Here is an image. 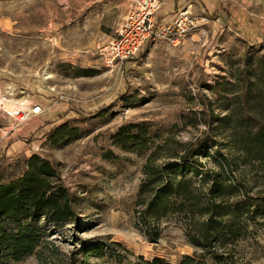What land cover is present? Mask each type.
Here are the masks:
<instances>
[{
  "label": "rangeland",
  "instance_id": "1",
  "mask_svg": "<svg viewBox=\"0 0 264 264\" xmlns=\"http://www.w3.org/2000/svg\"><path fill=\"white\" fill-rule=\"evenodd\" d=\"M131 4L0 0V173L8 183L26 173L33 155L52 161L76 197L78 214L62 229L39 222L46 242L9 264H185L196 253V264H222L212 250L203 253L188 243L183 218L142 220L139 194L156 150V165H163L202 149L195 158L204 171L217 169L215 151L236 154L225 135L217 136L219 119L228 114L217 93L225 94L220 85L232 84L228 103L245 100L254 77L240 84L239 72L264 56V0H181L160 22L161 6V24L184 11L207 23L181 45L152 42L112 71L100 49L116 35ZM60 97L65 99L58 103ZM35 105L47 110L38 125L32 123L37 117L20 123L17 109ZM64 124L75 135L55 143L52 129ZM126 133L143 136V142L124 145ZM212 141L218 143L214 150ZM240 171L236 176L246 181L245 195L261 205L260 214L241 240L218 254L224 264H264V172Z\"/></svg>",
  "mask_w": 264,
  "mask_h": 264
},
{
  "label": "trees",
  "instance_id": "2",
  "mask_svg": "<svg viewBox=\"0 0 264 264\" xmlns=\"http://www.w3.org/2000/svg\"><path fill=\"white\" fill-rule=\"evenodd\" d=\"M239 74L240 84L246 76L254 77L246 86L245 100L237 97L228 103L229 88H236L232 84L220 85L225 94L217 93L218 100L224 103L220 108L228 112L219 119L217 136L225 135L236 154L215 151L212 160L217 169L204 171L195 158L202 154V149L163 165H156L160 159L156 150L145 165L139 194L142 220L159 224L172 216L183 218L188 243L203 253L212 250L211 256L222 264L225 258L218 252L245 236L261 208L245 195L246 181L238 179L236 174L246 167L264 172V56L254 65L248 61L246 69ZM229 104L234 110L229 109ZM52 132L56 134L55 143L75 135L67 124ZM121 140L129 146L142 143L143 136L126 133ZM217 144L212 141L213 150ZM42 220L55 229L76 223V197L65 187L52 161L33 155L23 176L5 183L0 173V264L21 262L36 253L46 242L47 233L38 224ZM198 259L197 253L184 258L185 264H196ZM150 264L165 262L155 259Z\"/></svg>",
  "mask_w": 264,
  "mask_h": 264
},
{
  "label": "built area",
  "instance_id": "3",
  "mask_svg": "<svg viewBox=\"0 0 264 264\" xmlns=\"http://www.w3.org/2000/svg\"><path fill=\"white\" fill-rule=\"evenodd\" d=\"M161 6V0H132L124 23L116 35L106 40L100 49L107 68L112 71L121 70L124 63L138 57L152 42L166 41L174 46L181 45L207 23V20L193 17L189 11H184L173 22L161 24L158 21ZM64 99L60 97L57 101L59 103ZM45 113L42 106L35 105L28 109L18 108L16 115L20 123L24 124Z\"/></svg>",
  "mask_w": 264,
  "mask_h": 264
},
{
  "label": "crops",
  "instance_id": "4",
  "mask_svg": "<svg viewBox=\"0 0 264 264\" xmlns=\"http://www.w3.org/2000/svg\"><path fill=\"white\" fill-rule=\"evenodd\" d=\"M181 0H176V1H169V0H164L163 2V5H162V10L160 12V15H159V18H160V22L164 21L165 18L169 17L170 14H172L174 11H177V8H178V4L180 3ZM174 10V11H173ZM112 38L111 36L108 37V39ZM107 39V40H108ZM44 108V106H42ZM60 107V106H59ZM55 108H58V107H55ZM46 110V108H44ZM57 110V109H55ZM47 111V110H46ZM46 114V113H45ZM45 114L43 115H38V116H35L34 119L37 117V120H33V125H38V123L40 122L39 120V117H43ZM59 115L58 113L54 116H57Z\"/></svg>",
  "mask_w": 264,
  "mask_h": 264
},
{
  "label": "bare ground",
  "instance_id": "5",
  "mask_svg": "<svg viewBox=\"0 0 264 264\" xmlns=\"http://www.w3.org/2000/svg\"><path fill=\"white\" fill-rule=\"evenodd\" d=\"M13 111H14L13 109L10 110V112H13Z\"/></svg>",
  "mask_w": 264,
  "mask_h": 264
}]
</instances>
